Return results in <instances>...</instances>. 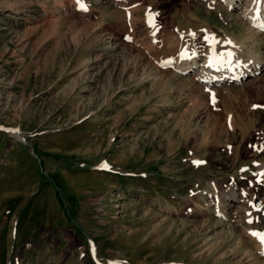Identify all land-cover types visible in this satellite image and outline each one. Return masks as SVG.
Returning <instances> with one entry per match:
<instances>
[{
    "label": "rangeland",
    "instance_id": "obj_1",
    "mask_svg": "<svg viewBox=\"0 0 264 264\" xmlns=\"http://www.w3.org/2000/svg\"><path fill=\"white\" fill-rule=\"evenodd\" d=\"M218 2L0 0V264H250L211 210L234 189L264 232V69L210 94L161 64L206 34L264 56Z\"/></svg>",
    "mask_w": 264,
    "mask_h": 264
},
{
    "label": "bare ground",
    "instance_id": "obj_2",
    "mask_svg": "<svg viewBox=\"0 0 264 264\" xmlns=\"http://www.w3.org/2000/svg\"><path fill=\"white\" fill-rule=\"evenodd\" d=\"M73 1L74 0H69V2H64L62 0H55V2L65 11H68L70 5L73 4ZM113 1L121 2L122 4H126L127 0H113ZM220 1H222V3H223L222 7L224 6L229 11L234 9V5H237V3H238L237 7L240 8V11H238L239 13H238V15H236V17L239 16L240 21L245 25L246 30H247V31L243 30V33L247 32L248 35L250 36V38L252 39V41H256L258 39L264 40V31H262L259 27H257V25L264 22V0H260L259 4L256 3L255 0H219V2ZM219 2H218V4H219ZM86 4H87V2H86ZM122 4H120V5H122ZM219 5L221 6V4H219ZM75 6H77V5H75ZM90 7H91V5H90ZM258 8L260 9L259 12L257 11ZM89 10H90V8H89ZM80 15H83V14H80ZM229 15H231V14H229ZM146 20L148 21V17H146ZM163 36H164V34H163ZM165 36H164V38H165ZM159 37H161V35ZM161 39L163 40V38H161ZM218 40H226V39L221 38ZM228 40L232 41L233 45L235 47H233V45H223V50L231 49L234 51L235 56L233 57V63L232 64L224 63L223 65L214 64L213 66H208V57L210 55L208 48H207L206 52L202 51V53L204 52L203 55L201 53H199L202 55V57H201L200 55L196 54V52L194 50H191L190 52H188L186 47H182L181 51L178 53V55L175 54L176 57L174 59H170V60L166 59L167 61L161 62V64H165L164 66L169 68L170 71L174 70V71H176L180 74L186 75V76L188 74H191L192 72H194V70H196V68L198 66V69H197L198 72L196 74L197 78H199V81H202V83L205 84V88L206 87L209 88V90L208 89H206V90H208L210 94L212 91L215 92L217 90L216 86H219L224 82L236 81V80L242 81L245 78H247V76H250V75H248V73L252 74L253 76H256L260 71H262L264 69V56L263 55H260L255 50L249 49V47L245 45L244 40H239V39L238 40H232V38L228 39ZM164 42H165V39H164ZM188 43H189V41H188ZM164 45H166V44H164ZM170 45L173 46V44H170ZM205 45H207V44H205ZM167 46H169V45H167ZM197 47H199V45ZM216 47L218 49L220 48L219 45H217ZM174 48H176V47H174ZM205 49H203V50H205ZM263 49H264V46H263ZM182 51L185 52L187 58H181L180 53ZM168 52H170V50H168ZM198 52H201L200 49L198 50ZM236 60L239 61V66H237ZM248 67H251V69H248ZM174 71H172V72H174ZM166 73L170 74L169 78L174 77L173 73H171L169 71H167ZM169 78L168 77H162L161 79L166 81L167 83H169ZM188 80H190V79H188ZM186 82H188V81H186ZM202 88H204V87H202ZM218 89H219V87H218ZM262 142L264 143V134L262 135ZM263 165L264 164H262V165L260 164V167L264 168ZM257 170H258V168H257ZM259 174H257V177H260L261 175H263L262 172H261V175H259ZM215 190L216 189H214V192H215ZM227 190L228 191H226L227 192L226 194H225V192L220 193V195L214 194V198H215V199H213L214 208H212L211 213L217 220L227 221L229 223V225H232V228L238 229L240 232L245 233L246 236L248 237V238H245V239H247V242L245 241L246 245L242 251V258L240 260L247 258V261L250 264H264V246L261 245V243L257 237L251 235V232L256 231V229H250L247 226H246L247 228L243 227V224L248 223L250 217H252L251 216L252 215L251 210L247 211L248 212V214L246 213L247 216H245V215L243 216L242 213L238 214L240 211L238 209L231 211L232 205L230 203H232V201H239V199H237L238 197H236V191L234 189L228 188ZM243 192L244 191L238 192L240 197H243V194H244ZM221 194H223L225 196V198H226L225 201L228 200L227 202H225L224 199H221V198H223V197H221ZM208 202H210V200L207 201L206 204H208ZM206 208L207 207L204 204V205H201L200 210H203V209L206 210ZM206 212H207V210H206ZM252 212L255 213L254 211H252ZM199 214H202V213L199 212ZM250 221H252V218ZM257 227H259V225ZM229 231L231 232L234 230L229 229ZM239 237H241V236H239ZM242 237L244 238V236H242ZM237 243L240 246L241 241L237 240ZM234 249L236 250L237 248L235 247Z\"/></svg>",
    "mask_w": 264,
    "mask_h": 264
},
{
    "label": "snow or ice",
    "instance_id": "obj_3",
    "mask_svg": "<svg viewBox=\"0 0 264 264\" xmlns=\"http://www.w3.org/2000/svg\"><path fill=\"white\" fill-rule=\"evenodd\" d=\"M256 3H260V0H255ZM77 5L81 10H87V7L84 3V0H77ZM257 11L259 12L260 9L258 8ZM262 31H264V22L260 23L257 25ZM206 31V30H202ZM189 35H192L195 38L194 33H189ZM126 39H130V37H125ZM203 40L205 43L208 44V49H209V57H208V66H213L214 64H221L223 65L224 63L227 64H232L233 63V57L235 56V53L233 50L228 49V50H223V45H233V42L230 40H218L215 36V34H206L203 36ZM219 45L220 48L218 49L216 46ZM233 47H235L233 45ZM181 58H187L185 52L180 53ZM237 66H239V61L236 60ZM213 96V101H214V94ZM253 107H258L254 105ZM195 163H201V162H195ZM102 167H107V165H102ZM252 221H249L251 223ZM251 235L257 237L261 243L262 246H264V232H259V231H252Z\"/></svg>",
    "mask_w": 264,
    "mask_h": 264
},
{
    "label": "water",
    "instance_id": "obj_4",
    "mask_svg": "<svg viewBox=\"0 0 264 264\" xmlns=\"http://www.w3.org/2000/svg\"><path fill=\"white\" fill-rule=\"evenodd\" d=\"M256 205L258 206L259 205V202H256Z\"/></svg>",
    "mask_w": 264,
    "mask_h": 264
}]
</instances>
